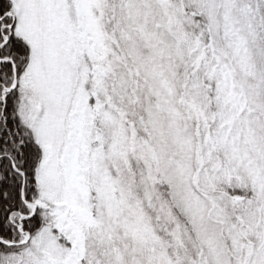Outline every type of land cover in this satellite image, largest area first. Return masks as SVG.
<instances>
[{"label":"snow or ice","instance_id":"1","mask_svg":"<svg viewBox=\"0 0 264 264\" xmlns=\"http://www.w3.org/2000/svg\"><path fill=\"white\" fill-rule=\"evenodd\" d=\"M0 264H264V0H0Z\"/></svg>","mask_w":264,"mask_h":264}]
</instances>
